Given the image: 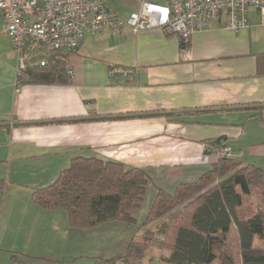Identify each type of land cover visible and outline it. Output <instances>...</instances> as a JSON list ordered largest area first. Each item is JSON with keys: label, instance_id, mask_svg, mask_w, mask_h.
<instances>
[{"label": "crops", "instance_id": "obj_1", "mask_svg": "<svg viewBox=\"0 0 264 264\" xmlns=\"http://www.w3.org/2000/svg\"><path fill=\"white\" fill-rule=\"evenodd\" d=\"M103 1L124 18L145 1L169 5ZM226 20L221 14L185 47L160 26L86 35L66 51L68 82L21 84L19 56L0 17V220L11 184L29 179L32 192L47 186L76 156L145 169L150 206L159 188L173 192L218 162L204 152L205 139L222 138L242 165L264 168V25L256 8L241 32L226 29ZM16 248L32 261L53 258Z\"/></svg>", "mask_w": 264, "mask_h": 264}, {"label": "trees", "instance_id": "obj_2", "mask_svg": "<svg viewBox=\"0 0 264 264\" xmlns=\"http://www.w3.org/2000/svg\"><path fill=\"white\" fill-rule=\"evenodd\" d=\"M179 38L185 47L188 40ZM66 57L60 50L45 65L28 64L19 73V83L68 82ZM236 158L218 159L197 180L181 183L173 192L159 188L141 225L143 232L108 262L146 264L148 251L158 248L167 251L163 264H264V247L256 244L264 242V168L242 165ZM149 184L143 168L76 156L54 182L36 188L32 199L47 209H64L74 229L114 222L134 225L133 211L143 206ZM19 254L12 255L15 264H31Z\"/></svg>", "mask_w": 264, "mask_h": 264}, {"label": "built area", "instance_id": "obj_3", "mask_svg": "<svg viewBox=\"0 0 264 264\" xmlns=\"http://www.w3.org/2000/svg\"><path fill=\"white\" fill-rule=\"evenodd\" d=\"M251 8L259 10L264 25V0H169L168 6L145 1L139 12L127 18L103 0H0V17L18 53V72L22 73L28 64L38 61L45 65L48 55L56 51L79 48L86 35L120 33L126 27L136 33L160 26L168 34L189 40L225 13V28L238 33L249 27ZM116 72L124 71H112ZM68 73L72 75L70 69ZM201 145L217 160L238 156L226 141L205 139Z\"/></svg>", "mask_w": 264, "mask_h": 264}, {"label": "rangeland", "instance_id": "obj_4", "mask_svg": "<svg viewBox=\"0 0 264 264\" xmlns=\"http://www.w3.org/2000/svg\"><path fill=\"white\" fill-rule=\"evenodd\" d=\"M20 180L25 183L10 185L6 209L0 220V244L5 248L0 249V264H15L12 255L20 252L16 246L21 248L27 245L53 256L30 260L31 264H61L56 262V257L64 256L72 258V262L67 264H110L108 259L125 252L123 244L125 245L127 238L136 232H143L141 225L150 208L149 194L143 206L133 211L137 218L134 225L114 222L92 229L73 230L67 223L64 209H47L34 203L32 189L26 186L29 179ZM68 231H73V236ZM256 244L264 247V242ZM166 254V250L151 248L145 257V263L163 264L161 259Z\"/></svg>", "mask_w": 264, "mask_h": 264}]
</instances>
